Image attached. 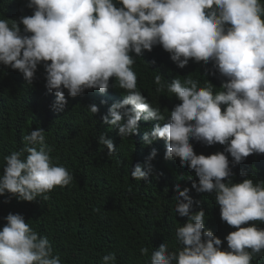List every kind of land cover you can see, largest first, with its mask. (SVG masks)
Instances as JSON below:
<instances>
[{
    "label": "clouds",
    "instance_id": "1",
    "mask_svg": "<svg viewBox=\"0 0 264 264\" xmlns=\"http://www.w3.org/2000/svg\"><path fill=\"white\" fill-rule=\"evenodd\" d=\"M22 13L0 19V65L22 74L19 80L37 93L44 112L56 115L69 100L93 95L88 111L102 113L114 139L132 136V146L165 143L164 159L179 158L194 171L198 182L191 188L214 194L221 221L236 229L224 237L222 250L223 241L205 227V211L193 212L190 189L179 190L177 183L172 210L187 222L175 228V250L162 242L145 264H252L264 256V227L249 223H264V181H253L264 169V3L27 0L14 12ZM137 58L151 65L155 91L172 96L174 107L162 109L138 89ZM139 123L151 130L142 139L136 137ZM22 139L20 150L3 156L0 196L47 201L56 187L72 183L73 174L53 160L42 128ZM98 141L109 156L115 153V140L102 133ZM201 144L220 151L205 155ZM156 155L153 149L131 177L147 180ZM240 163L251 164V172L242 171L246 178L234 183L232 168ZM4 219L0 264H64L23 215ZM139 251L149 256L148 247ZM101 264H117L116 253L104 255Z\"/></svg>",
    "mask_w": 264,
    "mask_h": 264
},
{
    "label": "trees",
    "instance_id": "2",
    "mask_svg": "<svg viewBox=\"0 0 264 264\" xmlns=\"http://www.w3.org/2000/svg\"><path fill=\"white\" fill-rule=\"evenodd\" d=\"M26 1L0 0V19L15 20L26 15L14 14ZM133 67L139 78L138 89L145 97L162 109L175 106L170 102L173 97L166 91H155L156 74L149 71L151 65L137 58ZM20 76L23 77L18 71L0 65V174L3 156L20 150L23 136L42 128L52 148L53 160L64 165L74 179L69 186L56 187L47 201L38 197L33 202H25L0 196V229L9 213L21 214L35 231L49 238L54 255H60L64 264H101V258L109 252L116 253L117 264H145L151 251L162 242H167L170 250L177 247L175 228L187 222V217H180L172 210L173 198L177 195L175 185L179 183V190L190 189L189 196L194 201L192 211H205L206 229L223 241L222 250L227 248L224 237L236 229L221 221L214 194L197 193L191 188L194 181L198 182L194 171L182 167L179 158L164 159L165 143L153 141L147 146H132V136L114 139L112 127L101 119L102 113L92 115L88 111L95 99L93 95L69 100L63 112L50 115L44 112L37 93L19 80ZM33 87L41 90L39 83ZM77 117L78 124L74 121ZM139 125L136 137L142 139L144 132L151 130ZM102 133L115 140L116 151L112 156L99 144ZM200 147V152H207L205 155L220 151L202 144ZM153 149L157 151L150 161L153 171L147 180H134L131 170L137 163L143 166ZM250 165L240 163L232 168L234 183L246 178L240 175L242 171L250 174ZM256 171L254 183L264 181V169ZM249 223L264 227L260 221ZM142 246L149 248L148 257L141 256ZM252 264H264V256L254 259Z\"/></svg>",
    "mask_w": 264,
    "mask_h": 264
}]
</instances>
